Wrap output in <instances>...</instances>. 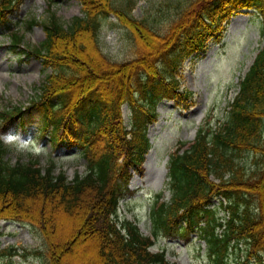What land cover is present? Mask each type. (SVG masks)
<instances>
[{"label":"trees","instance_id":"trees-1","mask_svg":"<svg viewBox=\"0 0 264 264\" xmlns=\"http://www.w3.org/2000/svg\"><path fill=\"white\" fill-rule=\"evenodd\" d=\"M95 1L96 7L85 11L86 20L75 18L67 28L51 17L44 23L46 40L28 47L52 70L41 82L38 103L30 108L42 111L39 114L52 140L59 129L82 135L79 142L84 147L86 171L69 181L62 172L53 175L51 167L42 172L27 163L10 166L2 161L0 142V209L8 205L18 217L39 224L45 235L47 264H69L74 253L78 256L76 246L86 241L93 251L80 256L77 264H171L162 251L148 250L153 239L143 235L136 223L125 218L118 221V201L126 189L128 168L138 167L149 148L145 129L156 117L157 101L190 94L178 86L183 58L205 50L206 39L221 33V22L236 8L254 7L264 19V0H177L178 16L164 32L157 30L156 18L147 23L131 15L136 0H121L116 6L113 0H106L104 6L102 0ZM2 2L4 8L15 4V0ZM112 11L135 43L136 56L127 62L88 51L99 43L96 15ZM12 37L20 44L16 33ZM83 103L88 104L85 109ZM123 103L131 109L129 130L122 124ZM23 112L21 106L0 110V124ZM183 143V150L173 151L167 165L170 198L161 201L162 194L157 193L149 209L152 235L197 230L206 241L212 264H227L228 249L242 242L246 259L264 264V45L225 120L215 126L202 124L194 140ZM244 152L253 155L251 166L241 160ZM217 195L227 201L229 215L223 223L208 208ZM39 204V213L30 214V208ZM60 215L73 226L65 238L55 230ZM200 218L203 225H199ZM222 225L218 234L216 228Z\"/></svg>","mask_w":264,"mask_h":264},{"label":"rangeland","instance_id":"rangeland-1","mask_svg":"<svg viewBox=\"0 0 264 264\" xmlns=\"http://www.w3.org/2000/svg\"><path fill=\"white\" fill-rule=\"evenodd\" d=\"M113 1L115 6L121 4V0ZM51 3V11L64 24L75 16L81 15V5L78 0H54ZM176 3L177 0H138L131 15L135 18H143L147 23L156 18L157 30L164 32L169 22L178 16L175 12ZM105 4L106 0H102V6ZM98 5L101 6V4ZM49 7V0H25L14 19L21 18L24 22L35 15L37 21H44ZM109 14L108 17L100 19L103 26L99 35L103 42L101 44L104 53L112 60L127 61L136 55L135 43L131 44L127 33L128 28L121 25L115 14L112 12ZM229 18V22L221 32V38L208 39L207 51L204 54L192 55L180 67V89L190 93L186 95L187 97L192 94L190 98L182 102L191 105L185 107L183 103L176 104L174 100L168 99L157 103L156 120L148 126L146 131L151 147L146 153L141 166L142 170L131 174L127 191L121 198L118 209L120 217L137 221L144 234H149L151 231L147 213L154 193L163 189L164 198L169 197V192L165 188L169 151L179 140L193 139L201 122L209 120L213 125L226 115L227 106L237 94L240 80L264 43L261 17L256 10L235 12ZM19 33L24 35L26 41L33 44L41 42L45 36L42 27L36 25L31 29L22 26ZM88 51L95 53L93 56L99 55L102 53V47L98 43V47L95 46L94 49L92 46ZM43 69L39 60L23 57L11 51L5 35L0 33V108L8 104L27 105L35 93V86L48 71ZM121 113L126 126L129 127L127 104L122 106ZM37 119H29L32 126ZM32 126L28 134H23L20 127L15 124L8 133L3 135L2 138L7 146L4 157L10 163L18 160L26 161L29 158L38 159L42 166L49 163L48 155L52 151H50L48 139L35 137ZM71 150L66 148L60 157H55V172L61 168L68 179H72L76 173L85 171V161L72 153L69 154ZM240 157L247 166H251L252 154L244 152ZM218 202L217 199L214 200V205L217 206ZM40 205L32 206L29 213L38 214ZM221 216L223 212L218 211L216 217ZM59 218V226L57 228L56 225L55 230L62 233V237L65 238L72 233L73 226L64 219L63 215ZM37 231L26 223L0 220V248L12 245L27 249L37 247L42 251L43 238ZM220 231L221 229H218V232ZM76 241L77 239H74L72 243ZM238 247L241 249L228 250L230 252L228 264H240L241 260L246 258L245 245L238 244ZM160 248L165 249L167 258L174 264H211L208 255L204 252L205 241L197 232L190 234L188 239L166 238L161 235L151 249L156 251ZM76 249L78 256L74 253V258L70 261L73 264L78 263L82 258L80 256L84 257L86 253L93 251L90 241H86L85 245L78 244ZM12 261L13 264H44L41 255L38 254H26L22 258L13 257ZM244 264H256V262L249 259Z\"/></svg>","mask_w":264,"mask_h":264}]
</instances>
